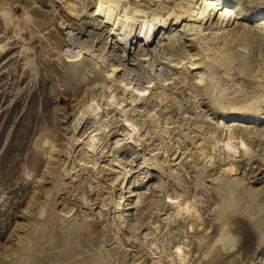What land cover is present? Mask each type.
Wrapping results in <instances>:
<instances>
[{
	"label": "rangeland",
	"instance_id": "374dc122",
	"mask_svg": "<svg viewBox=\"0 0 264 264\" xmlns=\"http://www.w3.org/2000/svg\"><path fill=\"white\" fill-rule=\"evenodd\" d=\"M239 1L244 17L234 30L220 37L222 50L211 58L219 66L223 64V70L214 72L213 76L222 85L218 89L226 92L224 96L254 88L256 83L249 77L264 68V44L251 28L243 26L244 21L252 24L250 20L264 10V0ZM64 4V0H0V9H6L12 16L6 24V17L0 15V44L5 45L0 51V264H52L55 260L78 263V260L93 258L98 251L108 255L118 240L113 230L116 227L112 223L113 208L110 210L103 204L104 218L96 219L100 213L98 209H90L94 221L85 218V203L97 207L99 193L109 190L113 196L118 194L119 182L109 179L114 173L106 170L96 174V168L90 162L89 171L75 167L73 179L66 177L63 184L57 176L58 169L68 162L72 153L69 142L74 135V117L78 119L86 106L94 110L93 115L99 119L106 117V112L97 109L106 90L95 79L99 58L80 47V43L101 40L106 34V26L101 25L100 17H90L88 13H82L83 19L78 22L67 14ZM24 7L31 13L33 21L24 17ZM115 52L117 57L111 55L110 64L115 59H123L128 66L136 62L132 60L133 53L129 52L126 57L123 51ZM166 63L163 62L164 68H168ZM175 68L180 71L183 65L178 63ZM140 70L144 71L143 67ZM147 74L156 82V90L152 89L148 102L141 104L138 112L130 116L136 123H141L144 113L161 101L159 92L163 88L153 77L151 64ZM136 81L142 82L141 79ZM185 87L182 86L184 92H179L181 88H172L174 99L188 114L179 113L181 110L175 114V128L170 133L174 144H169L168 149L170 153L177 143H182L180 156L191 165L186 162L185 169L173 165L163 174L147 160L133 175L122 178L126 223L132 231L136 226H139L138 232L146 229L150 215L159 211L163 199L165 217L171 214L170 219H165L168 250L176 251L178 244L183 246L182 254L187 257L177 259V262L193 264L203 247L200 239L215 229L224 216L219 201H230L232 196L235 204L230 210L238 228L237 248L248 252L246 264H264V102L250 113L236 111L231 104L213 108L205 92L195 99L189 96ZM218 108L226 113L228 122H236L239 136L242 128L247 127L244 136L239 137L240 143L244 139L252 150L250 154H244L242 149L241 156L232 157L228 178L217 183L213 176L220 168L205 167L191 138L204 136L202 130L194 128L195 124H202L204 128L214 126L216 118L212 115H216L213 111ZM86 116L82 121L85 124L90 122ZM108 116L111 119L119 117V112L112 109ZM124 118L121 121L119 117L120 123L112 125H115L113 136L108 141L112 143L116 136L127 140L120 142L122 145L117 148L120 157L134 155L131 153L134 147L128 140L136 131L130 119ZM167 139L165 137V141ZM150 141L159 145L165 143L159 134H154ZM135 143L137 140L132 144ZM143 145H140L141 151L145 150ZM141 159L142 156H138L135 161ZM234 179L241 182L236 183ZM98 184L103 190L97 191L101 188ZM172 185L182 193L176 203L171 198ZM153 205L156 207L152 208ZM61 208H66L65 215L59 214ZM174 218L176 222H172ZM161 223L156 220L150 225L160 230ZM120 232L124 235V231ZM139 243L134 239L122 242L121 248L129 264L135 261L134 257L146 256L145 244ZM151 254L150 258L153 257Z\"/></svg>",
	"mask_w": 264,
	"mask_h": 264
},
{
	"label": "bare ground",
	"instance_id": "6f19581e",
	"mask_svg": "<svg viewBox=\"0 0 264 264\" xmlns=\"http://www.w3.org/2000/svg\"><path fill=\"white\" fill-rule=\"evenodd\" d=\"M64 3L67 14L73 16L72 18L78 20V22L83 19L82 13H85V15L88 13L90 17H96L97 19L100 17L98 20H102L101 25L106 26V34L98 42H91L90 44L80 43V47L88 54L90 53L99 58V61L96 62L98 67L95 79L106 87V90L100 103L97 104V109L101 110L100 112H106V117L99 119L93 115L92 111L94 110L91 111V108H87V106L85 112L80 113L78 119L74 117V135L69 142L72 153L68 162L58 169L57 176L58 180L63 184L66 182V177L73 179L76 171L75 167L79 166L78 170L81 171H89L90 162L96 168V174L103 173L106 170L114 173L109 179L112 182H119L118 194L113 196L109 190L99 193L101 197L96 204L97 207L90 203H85V218L94 221L95 217L92 219L93 215L90 214V209H98L100 213L96 216V219H101L104 218V207L108 205V209L111 210L113 208L112 223L116 227L112 228L115 230L114 234L117 233L114 236L118 240L109 249L108 255L98 251V254L93 258L78 260V263L55 260L52 264H129L121 245L123 241H133V239L141 242L139 244H145L147 249L144 250L146 254L144 258H141V256L134 257L135 261H132L131 264H179L177 259L179 261L185 260L187 256L182 254L184 252L183 246L179 244L178 248L176 247V251L168 250L165 242V226L167 223L165 219H170L171 214L165 217L164 200L162 199L159 204V211H154L152 217L150 215L146 229H141L138 232L139 226H136L135 230L132 231V228L126 223L123 213L125 182L122 181V178L133 175L136 168L144 165L147 160L151 161V166L154 169L157 168V171L163 174H166V169L173 165L177 166L175 168H186L187 161L182 160L183 156H180L182 143H177L170 153L168 149L169 144H174L173 139L171 140L170 138V133L175 128L173 125L175 114L178 113V110H181L179 113H184L185 116L188 114L185 108L181 109L179 103L174 99L172 88H181L179 92H184L185 89L183 90L182 86H186L189 96L195 99L205 92L210 98V104L213 108L218 107V105L220 107L221 105L227 104L228 106V104H231L236 111L243 110L250 113L264 105H261L264 102V68H260V71L255 76L249 77L252 82L256 83V86L252 89H242L240 94L237 92L224 96L226 92L223 89H218L222 85H219L213 76L214 72L218 73L223 70V64L219 66L211 58L217 51L222 50L219 42L220 37L225 35L226 32L234 30L239 25L241 18L244 17L242 4L239 0H64ZM26 4L28 5V3ZM89 6L91 7L89 8ZM7 13L6 9H0V15L2 14L4 18L6 17L4 22L9 24L12 16ZM24 17L29 22L33 21L31 13L25 7ZM250 23L252 24L244 21L243 26L251 28L264 44V10L255 15L250 20ZM4 47V44H0V51ZM116 50L123 51V55H126V57L129 52L133 53L132 60H136V62L130 63L128 66L123 59H115L110 64L111 55H116L117 52L113 53ZM163 62H167L168 68H164ZM178 63L183 65L180 71L175 70L178 68H175ZM150 64L153 77L156 78V81L163 88L162 92H159L161 101L156 103L157 107L144 113L145 117L141 123H136L130 116L135 115L136 111L138 112L141 104L144 105L148 102L152 93L151 90H156V82L147 74V67ZM142 67L144 71L140 70ZM213 67L215 69H212ZM238 73H241V71H238ZM137 77L142 80L139 84L136 80L139 81L140 79H137ZM227 91L230 90L228 89ZM109 109L110 111L113 109L119 112L121 121L123 116L125 117L124 119H130L131 126L136 131L135 134L132 133L133 136L128 140V143L134 147L131 152H134L133 161H130L133 156L120 157V149L119 151L117 150L122 145L120 142H124L126 139L116 136L113 138L112 143H108L113 136L112 130L115 125H112L120 123L119 117L109 118ZM213 112L216 113V115H212L214 119L216 118L213 122L214 126L204 128L202 124H195L194 128L202 130L204 136L199 139L195 138V140L191 138V142L195 144L200 161L204 163L205 167L215 168L218 166L220 168L219 171L214 172L213 176L214 182L218 183L225 182V179L228 178L231 171V158L241 156L242 149L244 154H250L252 147L244 139L240 143L239 137L244 136L243 133L247 132V127L242 128L240 131L242 135L239 136L236 122H228L226 113L221 108ZM208 115L209 113L207 112L206 119H208ZM85 116L90 118V122L86 124L82 122L85 120ZM47 125L48 123H46ZM154 134H159L163 141H165V137H168V139L161 145L153 144L150 139ZM136 140L137 143L132 144ZM138 142L140 143L139 145ZM142 144H144L145 150L147 149L149 152L143 149L141 151L140 145ZM41 150L43 151V148ZM175 153L177 154L173 157ZM138 156H142V161H135ZM188 164L191 165L190 163ZM192 165L194 166V164ZM100 166L101 168H99ZM73 169L75 170L72 171ZM163 176L165 179V175ZM93 178L95 179V177ZM234 181L236 183L241 182L239 179H234ZM162 182L163 180L160 181V184ZM100 185L98 184L101 188H98L97 191L103 190V186ZM172 188L171 198L176 203L181 199L182 193L173 185ZM233 204L235 203L232 202V196L230 201H219L224 216L219 220L221 223L216 225L215 229L207 233L205 238L200 239V244L203 247L193 264L247 263L246 253L248 252L245 253L237 248L239 241L238 228L235 227L234 214L230 210ZM151 207L156 206L153 205ZM65 212L66 208L59 209L60 215H65ZM156 220H161L162 222L160 230L153 228V224L150 225L151 222ZM172 220V222H176V218ZM120 230L124 231V235H120ZM106 250L107 248H105ZM150 252L153 255L152 258H150ZM92 254L94 253L92 252ZM142 254L144 256V253Z\"/></svg>",
	"mask_w": 264,
	"mask_h": 264
}]
</instances>
